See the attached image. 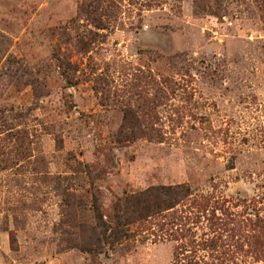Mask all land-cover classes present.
Returning <instances> with one entry per match:
<instances>
[{"label":"rangeland","instance_id":"rangeland-1","mask_svg":"<svg viewBox=\"0 0 264 264\" xmlns=\"http://www.w3.org/2000/svg\"><path fill=\"white\" fill-rule=\"evenodd\" d=\"M0 264H264V0H0Z\"/></svg>","mask_w":264,"mask_h":264},{"label":"trees","instance_id":"trees-1","mask_svg":"<svg viewBox=\"0 0 264 264\" xmlns=\"http://www.w3.org/2000/svg\"><path fill=\"white\" fill-rule=\"evenodd\" d=\"M189 194V188L184 184L162 185L149 187L137 193L126 195L122 200L113 205L115 217L123 218L110 227V232L114 235L128 233L127 225L132 222L147 221L148 218H154L161 215V212L174 207ZM124 212V213H123ZM164 216V215H163ZM105 221L101 222L102 228L107 225ZM175 225V224H174Z\"/></svg>","mask_w":264,"mask_h":264}]
</instances>
